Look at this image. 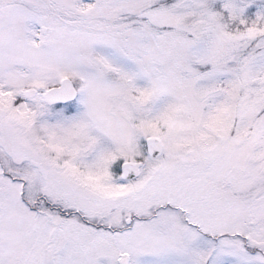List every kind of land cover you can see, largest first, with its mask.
Masks as SVG:
<instances>
[{
  "label": "snow or ice",
  "instance_id": "snow-or-ice-1",
  "mask_svg": "<svg viewBox=\"0 0 264 264\" xmlns=\"http://www.w3.org/2000/svg\"><path fill=\"white\" fill-rule=\"evenodd\" d=\"M0 264H264V0H0Z\"/></svg>",
  "mask_w": 264,
  "mask_h": 264
}]
</instances>
